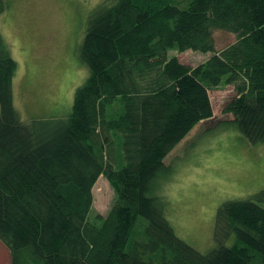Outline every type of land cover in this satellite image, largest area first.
<instances>
[{
    "label": "trees",
    "instance_id": "1",
    "mask_svg": "<svg viewBox=\"0 0 264 264\" xmlns=\"http://www.w3.org/2000/svg\"><path fill=\"white\" fill-rule=\"evenodd\" d=\"M215 30L235 41L216 50ZM186 50L209 56L189 66L168 54ZM78 59L88 75L68 116L23 122L13 105L17 63L0 33V241L9 264H264V188L219 205L207 253L174 233L150 195L166 155L213 116L209 91L219 86L236 92L222 109L230 123L264 143V0H103ZM99 176L115 199L89 219Z\"/></svg>",
    "mask_w": 264,
    "mask_h": 264
},
{
    "label": "rangeland",
    "instance_id": "2",
    "mask_svg": "<svg viewBox=\"0 0 264 264\" xmlns=\"http://www.w3.org/2000/svg\"><path fill=\"white\" fill-rule=\"evenodd\" d=\"M102 1L4 0L0 33L17 63L13 105L23 122L58 120L70 113L74 91L88 75L78 59V47L89 13ZM213 37L216 50L235 41L234 34L222 30H215ZM168 54L189 66L209 56L192 50ZM235 94L232 85L209 91L213 116L200 121L166 155L150 190L163 202V214L174 233L201 253L215 246L219 205L264 188V143L249 142L230 123L233 116L222 111ZM110 154L120 166L117 143ZM91 192L89 219L105 216L115 199L106 178L99 176ZM259 204L264 207V202ZM141 230L138 226L139 234ZM9 259L0 241V264H9Z\"/></svg>",
    "mask_w": 264,
    "mask_h": 264
}]
</instances>
